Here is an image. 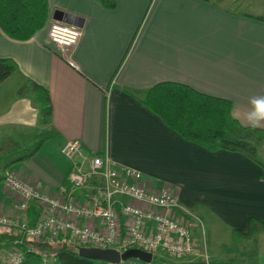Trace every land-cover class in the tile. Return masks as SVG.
<instances>
[{"label":"crops","instance_id":"crops-1","mask_svg":"<svg viewBox=\"0 0 264 264\" xmlns=\"http://www.w3.org/2000/svg\"><path fill=\"white\" fill-rule=\"evenodd\" d=\"M237 1L115 0L109 10L98 0H47L46 25L31 39L13 40L0 30V58L17 64L0 83V139L10 136L28 145L21 140L25 134L56 133L28 159L7 167L8 161L3 170L19 167L30 182L56 191L67 184L71 165L61 148L68 140H79L85 154L100 152L116 165L137 169L152 188L176 191L196 218L212 220V228L217 223L225 237L244 243L243 250L235 249L236 256H210L211 230L203 225L198 232L193 224L196 252L183 259L162 257L163 264H238L250 256L262 257L258 263L264 264L257 238L264 232L255 235L257 254L249 256L244 255L250 241L231 234L232 229L243 230L250 217L264 220L260 166L242 154L211 152L183 140L123 91L139 93L162 81L183 83L231 100L233 117L247 126L250 98L264 96V22L255 19L264 13L224 5L234 2L237 7ZM52 20L81 24V37L72 50L76 68L49 41ZM30 81L49 92L52 111L47 123L41 121ZM92 192L86 188L82 196ZM13 204L0 182V210L11 213Z\"/></svg>","mask_w":264,"mask_h":264},{"label":"built area","instance_id":"built-area-1","mask_svg":"<svg viewBox=\"0 0 264 264\" xmlns=\"http://www.w3.org/2000/svg\"><path fill=\"white\" fill-rule=\"evenodd\" d=\"M82 34L80 26L52 20L47 27L49 41L69 66L76 68L72 50ZM62 150L72 162L67 184L47 191L10 171L4 189L13 198L11 213L0 210V225L23 232L30 239H55L69 235L78 246L126 250L136 246L150 254L182 257L196 252L198 239L191 228L197 219L180 206L166 190H156L143 181L137 169L116 165L106 154L86 155L79 140H68ZM86 188L93 192L82 196ZM34 206L38 218L31 222ZM198 220V219H197ZM7 264H18L22 253L13 246Z\"/></svg>","mask_w":264,"mask_h":264},{"label":"trees","instance_id":"trees-1","mask_svg":"<svg viewBox=\"0 0 264 264\" xmlns=\"http://www.w3.org/2000/svg\"><path fill=\"white\" fill-rule=\"evenodd\" d=\"M98 1L109 10L116 5L115 0ZM47 18V0H0V30L13 40L27 41L31 39L36 32L43 29ZM255 19L264 22V15L255 16ZM120 65L121 62L111 77V81L118 72ZM16 69L17 64L13 59L0 58V83ZM30 87L39 104L41 121L43 123L49 122L52 105L48 90L33 81H30ZM123 91L141 102L183 140L192 142L211 152L226 150L242 154L260 166L262 169L261 177L264 180V162L258 155L261 142L264 141V128L243 126L231 113V100L208 95L186 84L174 81L155 83L139 93L129 90ZM55 135V132L36 133L32 136L25 134L21 140L28 141V145L26 143L21 144L10 136L4 137L0 139V154L11 156L7 164L9 167L16 161L28 159L44 141L53 138ZM86 155H103V153ZM3 179L4 175L0 174V182ZM38 216V210L33 206L28 212V218L33 222ZM258 232H264V220L254 217L247 220L243 230H231L235 239L250 241V250L244 256L257 254L258 242L255 235ZM6 244L14 245L21 251L23 258L18 264H108L79 255L75 249L78 244L69 235H61L53 240L49 238L34 240L26 237L23 232L15 228L3 226L0 228V250ZM135 249L136 246L130 245L126 250ZM162 254L165 253L151 254L152 260L149 263L137 260L135 264H153V258H160L164 256ZM188 256L191 255L173 257L183 259ZM196 263L204 264L201 260ZM0 264L7 263L0 260Z\"/></svg>","mask_w":264,"mask_h":264},{"label":"rangeland","instance_id":"rangeland-1","mask_svg":"<svg viewBox=\"0 0 264 264\" xmlns=\"http://www.w3.org/2000/svg\"><path fill=\"white\" fill-rule=\"evenodd\" d=\"M241 1H237V3H238L236 5L237 7L234 6L235 5L234 2L233 3L227 2L224 5L226 7H228V8H234V9L236 8L237 11H244V12H248V13H251V14H255V13H258V12L264 13V0H241ZM64 144H63V146H64ZM63 146H62V148H63ZM62 148H61V153L63 154V156H65V154L63 153L64 151L62 150ZM258 155H259L260 159L264 162V141L261 142L260 150L258 151ZM9 159H10V156H8V155H0V172H2L4 174V176H5V174H7L8 172H10L12 170L21 171V169H19V167L18 168L17 167H13L11 170L8 169V170H4L3 171V169L5 167L4 165H5V163H7L9 161ZM67 159H69V158H67ZM70 164H71L70 165V169H71L72 162ZM69 172H70V170H69ZM156 190H160V189H156ZM165 190L167 192L171 193V195L175 196L179 200V197H178L176 191L170 190V189H167V188ZM179 202H180V200H179ZM179 204H180V206L185 207V206H183V204H181V203H179ZM194 225L195 226H194L193 229L198 230V232L201 231V228H202L203 225H204L205 229L208 227V229L211 230V236L212 237H211V240L208 241V243H207V249L210 250V256H213V254H217V253L220 252V253H223V254H229L228 255V257H229V256H232V255L236 254L235 249H238V250L242 249L243 250V244H244L243 241L235 242V241L231 240L230 237H228V238L225 237V235L222 232H220V230L223 229L220 225L215 223L213 225L214 228H212V220H210L208 218H205V222H202L201 219H198V220L196 219ZM2 227L3 226L0 225V228H2ZM4 227H6V226H4ZM222 234H223V237H222ZM257 238L259 240V250H260L259 252L261 254H264V233H258L257 234ZM12 246H14V245L6 244L0 250V260L2 262H7V257H9L8 254L12 252V249H11ZM6 251L9 252V253L6 254L5 253ZM119 252H121V251H119ZM162 255H164L162 257H168L165 254H162ZM162 257L153 258V264H163V261L161 260ZM222 260H225V259H222ZM120 262L122 264H135L137 262V259L129 257L127 259H120ZM240 262H243L245 264H259V263L263 262V260H262V257H259V259H257V258H253L252 256H250V257H244ZM240 262H238V264H240ZM166 264H174V263H169L168 262Z\"/></svg>","mask_w":264,"mask_h":264},{"label":"water","instance_id":"water-1","mask_svg":"<svg viewBox=\"0 0 264 264\" xmlns=\"http://www.w3.org/2000/svg\"><path fill=\"white\" fill-rule=\"evenodd\" d=\"M77 26H80L76 24ZM75 249L78 251L79 255L91 258L98 261H103L108 264H118L120 259H127L129 257L135 258L141 262L149 263L152 260V255L150 253L141 250H125L119 252L114 248H96V247H83L76 246Z\"/></svg>","mask_w":264,"mask_h":264},{"label":"clouds","instance_id":"clouds-1","mask_svg":"<svg viewBox=\"0 0 264 264\" xmlns=\"http://www.w3.org/2000/svg\"><path fill=\"white\" fill-rule=\"evenodd\" d=\"M251 110L245 114L247 126L257 128L264 126V96L250 98Z\"/></svg>","mask_w":264,"mask_h":264}]
</instances>
